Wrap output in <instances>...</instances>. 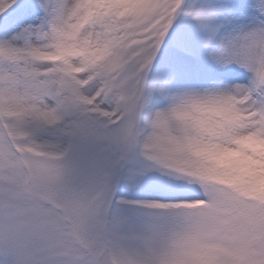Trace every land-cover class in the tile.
I'll use <instances>...</instances> for the list:
<instances>
[{"label": "snow or ice", "instance_id": "1", "mask_svg": "<svg viewBox=\"0 0 264 264\" xmlns=\"http://www.w3.org/2000/svg\"><path fill=\"white\" fill-rule=\"evenodd\" d=\"M0 264H264V0H0Z\"/></svg>", "mask_w": 264, "mask_h": 264}]
</instances>
